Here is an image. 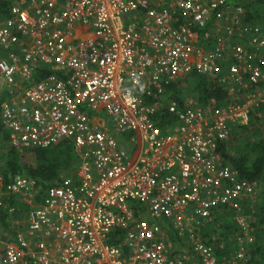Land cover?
<instances>
[{
	"label": "built area",
	"instance_id": "1",
	"mask_svg": "<svg viewBox=\"0 0 264 264\" xmlns=\"http://www.w3.org/2000/svg\"><path fill=\"white\" fill-rule=\"evenodd\" d=\"M242 14L228 0H0L8 142L70 140L80 162L44 192L29 176H0V205L12 196L24 210L0 264H217L200 232L224 213L253 241L259 182L220 149L264 102V32ZM208 24L212 47L195 30ZM190 72L242 99L169 102L175 122L161 130L146 98ZM245 254L236 247L235 263Z\"/></svg>",
	"mask_w": 264,
	"mask_h": 264
},
{
	"label": "trees",
	"instance_id": "2",
	"mask_svg": "<svg viewBox=\"0 0 264 264\" xmlns=\"http://www.w3.org/2000/svg\"><path fill=\"white\" fill-rule=\"evenodd\" d=\"M233 4L240 5L243 10V22L247 26L258 25L259 30L264 32V0H228ZM210 24L203 28H196L199 41L208 47H212L214 42L209 32ZM264 85V82L261 83ZM259 85V86H261ZM185 86L191 90L203 104L214 101L219 106H224L230 101L228 89L220 85L217 80L206 75L190 72L175 79L161 97L150 96L146 98L149 103L158 102L155 122L164 130L166 126L174 123V118L167 111L166 104L175 102L178 105L183 103L179 93ZM0 96V102H1ZM261 112V115L259 114ZM264 102L260 103L249 117L245 125H233L228 139L221 143L220 149L225 161L230 162L240 173L249 180L261 181L264 179ZM258 136V137H257ZM241 139V143L239 141ZM241 146V149H240ZM75 170V153L70 140H60L46 148H32L27 150H16L8 142V132L4 128L0 117V174L2 183L6 184L17 175H26L36 180L41 185L42 191L53 185L66 172L65 176L71 175ZM261 182H259L260 184ZM262 196L260 216L257 217L251 227H254V239L247 244L248 254L245 259L238 260L236 264H264V230L258 228L259 224H264V188L260 191ZM13 206L14 211L8 213L9 207ZM250 210V209H247ZM21 204L15 202L12 196L5 197L0 205V231L2 238L9 239L15 229L9 227V222H16V226H21L16 220L23 217ZM221 215V214H218ZM217 217V216H216ZM235 226V225H234ZM236 227V226H235ZM224 226L219 234L203 231L202 237L207 245H210L218 262H227L235 254L236 236L235 228ZM237 228V227H236ZM228 229V230H226ZM238 230V228H237ZM115 232L111 234L113 237ZM214 236V237H212ZM174 246L178 247V240L174 239ZM177 250V248H174Z\"/></svg>",
	"mask_w": 264,
	"mask_h": 264
},
{
	"label": "rangeland",
	"instance_id": "3",
	"mask_svg": "<svg viewBox=\"0 0 264 264\" xmlns=\"http://www.w3.org/2000/svg\"><path fill=\"white\" fill-rule=\"evenodd\" d=\"M253 27L259 29L258 25H253ZM186 87L187 86H185L184 88L182 87V89H181V91L179 93L180 98L181 99H187V98H191L192 97V98H197L198 99L197 96L192 95V94H194V92L191 90V87H188V88H186ZM242 96H243V94L235 88L234 89V93L232 94V96L230 98L232 100H234V101H240L242 99ZM259 114L261 115V112ZM262 131L264 132V129ZM239 141L241 143V139H239ZM240 149H241V146H240ZM75 166H76V163H75ZM65 173L66 172H62V175H66ZM0 176H2V175L0 174ZM258 182H261L259 184V194H260V191L263 190V188H264V179L261 180V181H258ZM261 201H262V196L260 197V196L257 195L256 201L253 204H251V206L248 208L250 210H248L246 216L248 218L249 224L253 223V221L257 217H261L260 216ZM15 223L16 222H13V221L9 222V227L11 229L14 228L15 230H17L20 227L16 226ZM224 226H232V227L235 228L236 236H238V234H240L239 230H237V228L234 226V220H233L232 215L228 214V213L217 215V217L213 218L211 221L206 222L203 225V227L201 229V232L203 233V231H205L206 233H209L210 235L213 234L214 232H217V234H219V233H221L224 230L223 229ZM234 228H231V229H234ZM258 228H262L264 230V224H259L258 223ZM226 230H228V229H226ZM249 235H252L253 237L255 236L254 235V227H250ZM212 237H214V236H212ZM0 240L4 241V242L7 240V239L4 240L2 238V232L1 231H0ZM236 241L237 242L235 243V245L232 248L236 249V247H237V249H238V247L240 245L244 246L245 250H246V254L245 255L247 256V254H248V250H247L248 246H247V244L248 243L245 242L244 237H237ZM234 260H236V259L234 258V255H232L227 262H225V263L224 262H218L217 264H236Z\"/></svg>",
	"mask_w": 264,
	"mask_h": 264
},
{
	"label": "crops",
	"instance_id": "4",
	"mask_svg": "<svg viewBox=\"0 0 264 264\" xmlns=\"http://www.w3.org/2000/svg\"><path fill=\"white\" fill-rule=\"evenodd\" d=\"M182 100H183V99H182ZM176 104H177V103H176ZM182 104H183V103H182ZM177 105H178V104H177ZM125 136H126V135H125ZM126 137H127V136H126ZM126 137H125V138H126ZM48 147H49V146H48ZM75 163H76L75 171H73V172L71 173V174L74 173L73 176H75V174H76V170H77V167H78V165L80 164V162L77 161V156H76V154H75ZM260 189H261V188H260ZM200 233H201V235H202V232H200ZM113 237H114V236H113ZM3 239H4V240L7 239L6 236H5V238H3ZM9 239L11 240L12 237H10ZM9 239H7V240H9Z\"/></svg>",
	"mask_w": 264,
	"mask_h": 264
}]
</instances>
